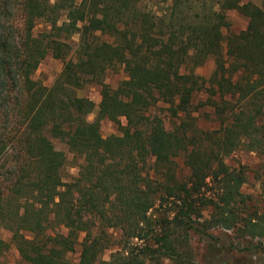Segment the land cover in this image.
Masks as SVG:
<instances>
[{"label":"trees","instance_id":"16d2710c","mask_svg":"<svg viewBox=\"0 0 264 264\" xmlns=\"http://www.w3.org/2000/svg\"><path fill=\"white\" fill-rule=\"evenodd\" d=\"M13 1L0 0V231L11 233L0 250L13 244L26 264H71L77 244V264H210L195 242L213 252L212 230L264 236L244 169L225 161L239 147L264 153L263 6ZM230 10L247 24L224 34ZM49 53L63 65L47 86L32 74ZM210 57L206 79L194 69ZM116 65L126 77L112 87ZM92 82L88 120L96 105L77 90ZM102 118L118 133L102 136ZM53 138L79 158L76 175L64 177ZM249 247L264 252V240Z\"/></svg>","mask_w":264,"mask_h":264},{"label":"rangeland","instance_id":"374dc122","mask_svg":"<svg viewBox=\"0 0 264 264\" xmlns=\"http://www.w3.org/2000/svg\"><path fill=\"white\" fill-rule=\"evenodd\" d=\"M251 1L259 6L264 7V0H244ZM19 0H14L12 3L16 7L18 6ZM149 6H156V0H146ZM229 19V27L224 29V34L231 32H239L244 29L247 24V18L241 13L230 10L227 12ZM43 24L41 21L37 23L35 27L36 31L42 29ZM76 40V37H74ZM62 61L54 58L50 53L47 54L41 62L38 64L37 68L34 70L32 77L44 85H51L55 78L59 75L62 69ZM214 69V59L212 57L208 58L203 64L196 66L194 71L198 75L208 78ZM126 74L121 65H116L115 67L109 69L105 74L104 81L109 83L112 87H115L120 80L124 79ZM101 86L96 83H86L81 88L77 90L78 94L81 96L88 97L95 103V109L93 112L89 113L88 120H93L97 115V105L100 101ZM205 99L206 95H199ZM209 110V107H206ZM211 117L207 114L201 113L199 115V122L201 125H210ZM123 121V118L121 119ZM264 122V117H263ZM100 132L102 136L106 137L111 134L118 133V126L115 122L102 118L100 120ZM52 143L56 148H60L65 151L68 155V163L63 169V174L65 178L68 176L76 175L77 167L74 165L75 162L79 161V158H75L73 153L69 152L67 145L56 138L52 139ZM227 164L236 167L243 168L246 174V179L241 187L243 193L251 196L248 201L249 209L257 211L258 214L264 212V153L255 150H248L245 147H239L232 151L226 158ZM1 178V177H0ZM113 230V229H110ZM218 238L217 248L211 253L213 257L210 256V251L205 249L202 241L195 242V249H197L198 259L206 258L210 264H257L259 262H264V252L260 248L249 247L250 245H258L259 240H264V236H259L257 238H251L250 236L242 237L234 229H224L216 228L211 231ZM241 233V232H240ZM27 234V233H26ZM116 234V233H115ZM11 233L2 229L0 231V238L6 242L10 241ZM81 246L77 244L75 246L74 252L69 254L71 264H77L78 255ZM109 253V251H108ZM108 253L105 254L106 258ZM168 261L165 262L167 264ZM0 264H26L23 262L17 250L13 244H9L8 247L0 250Z\"/></svg>","mask_w":264,"mask_h":264}]
</instances>
